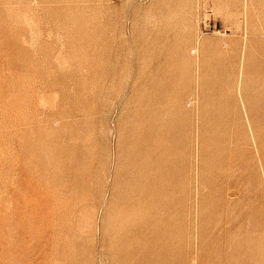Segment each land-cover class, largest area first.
<instances>
[{"label":"rangeland","instance_id":"rangeland-1","mask_svg":"<svg viewBox=\"0 0 264 264\" xmlns=\"http://www.w3.org/2000/svg\"><path fill=\"white\" fill-rule=\"evenodd\" d=\"M0 264H264V0H0Z\"/></svg>","mask_w":264,"mask_h":264}]
</instances>
